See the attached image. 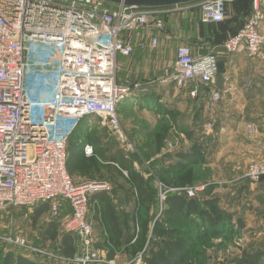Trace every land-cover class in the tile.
<instances>
[{"label": "built area", "instance_id": "built-area-1", "mask_svg": "<svg viewBox=\"0 0 264 264\" xmlns=\"http://www.w3.org/2000/svg\"><path fill=\"white\" fill-rule=\"evenodd\" d=\"M194 6L199 7L201 23H218L225 17V0L171 6L0 0V211L47 203L60 232L72 234L78 242L74 260L81 264L98 260L91 247L89 199L111 188L103 180H73L67 172L69 142L80 128L94 123L124 141L119 115L123 104L132 99L150 101L147 94L166 87L176 91L190 87L189 94L195 96L198 85H214L217 53L195 54L185 43L177 44L172 65L158 76L131 82L117 79L120 56L155 48L165 16ZM263 22L264 0H249L246 20L223 41V51L242 52L264 63ZM211 90L210 100L219 101L228 86ZM211 128L207 123L204 130L209 133ZM79 146L85 156L93 155L89 141L80 139ZM263 176L264 160H252L245 177L257 182ZM62 206L63 211L68 209L65 215ZM6 235L0 239L25 246L23 238ZM31 249L59 258L43 248Z\"/></svg>", "mask_w": 264, "mask_h": 264}, {"label": "rangeland", "instance_id": "rangeland-1", "mask_svg": "<svg viewBox=\"0 0 264 264\" xmlns=\"http://www.w3.org/2000/svg\"><path fill=\"white\" fill-rule=\"evenodd\" d=\"M231 12L232 9L227 4L225 19L229 18ZM198 13L199 7L194 6L175 12L174 16H165L164 28L157 36V46L147 50L152 58L156 57L154 63L139 62L137 66L131 67V60H129L131 58L125 61L118 58V79L131 82L149 80L158 76L168 67L169 58L178 43L196 44L195 46L202 51L200 36L202 34L216 35L215 33L227 23L221 25L222 27L219 25L201 26L196 19ZM213 39L219 41V36L216 35ZM263 71L262 69L261 72ZM251 82L250 79L247 80V86H250L248 83ZM199 87L198 85L197 88ZM202 88L205 90L198 89L195 96L189 94L190 87L185 89L188 92L187 98L191 100V105L192 100H195L197 94L201 92L202 95L207 96L205 105L208 108L220 110L224 107V103H220L223 98L219 101H211L210 93L213 90L207 86H202ZM186 101L189 102L188 99ZM130 102L135 103L132 100ZM132 103H126L119 108L121 127L126 138L124 141L116 133L110 132L108 128L94 123L92 127L80 128L69 142L67 172L75 181H106L111 188L113 204L123 225V246L110 259L107 257V253L112 247L103 241L105 233L102 224L92 218L94 207L93 204L91 207L89 201L88 221L92 227L91 247L98 255V260L86 264H146L144 258L149 249L161 244L165 238V230L169 227L163 221V211L166 194L172 192L182 193L188 198L195 197L200 200H198L199 204L204 196H216L218 203L234 214L233 220H239L243 225L239 228L236 223L232 227L226 224L215 232L197 217L196 220L200 225H192L188 221L173 225L172 228L179 230L180 234L174 235L172 238L190 242L193 245L187 255L189 261L193 264H237L240 258L246 257L245 254L257 253L260 257L254 264H264V211H257L259 208H264V193L259 196L257 193L249 194L248 185H241L240 181H229V151L223 147L225 145L223 139L219 140L217 137V140L214 141L215 138L210 137L215 131H219L223 135L227 134L226 126L222 124L224 131L220 127L215 130L216 124H220H218V118L209 113V109H206L203 115L202 113L198 114V110H196L195 118H192L191 121L189 117L185 118L184 112L187 111L182 109L185 106L177 108V106L172 107L173 104L165 103L157 111L148 106L135 107V105H131ZM136 103L140 105V101ZM199 106L200 104L197 108ZM247 107H250L251 110L257 107L264 109V102L253 101L248 103L245 109ZM193 110L191 108V111ZM229 110H233V107L229 106ZM205 112L206 114H204ZM246 112H242V116L237 118L242 124L243 135L250 142L260 143L262 140L260 128L255 122L249 120ZM178 116L185 118L182 122L184 125L179 126L176 123ZM207 123L212 124L209 133L204 130ZM95 138L99 140V147L107 149L109 152L120 151L131 160V171L142 175L146 187L153 196L149 206L137 204L136 187L130 181L126 170L119 168L115 163L103 160L95 153L96 151L91 156L82 154L79 140L83 139L93 143ZM197 145L202 147L203 161L201 163L190 164L180 172L164 171L162 174V170L178 160V152L188 151ZM263 145L264 140L260 144L261 151ZM258 160H264V157L253 161ZM249 163L243 170L244 178H246L245 173ZM236 171L239 176L242 174V171ZM259 181L249 182L258 183ZM198 188L202 189L198 190ZM188 191L192 194H189ZM34 210L35 208L17 207L0 211V235L7 236L6 234L11 233L12 239L20 237L25 243V246H21L0 239V248L38 260L40 264H81L74 260V256L79 252L78 242L76 241L77 252L74 256H63L58 241L45 240L43 237L44 225L52 217L48 208L37 218L36 222L31 219ZM60 229L58 226L59 233ZM141 240L144 241L139 246ZM31 248L46 249L59 258L38 255Z\"/></svg>", "mask_w": 264, "mask_h": 264}, {"label": "trees", "instance_id": "trees-1", "mask_svg": "<svg viewBox=\"0 0 264 264\" xmlns=\"http://www.w3.org/2000/svg\"><path fill=\"white\" fill-rule=\"evenodd\" d=\"M227 4L233 9L229 14L228 19H224L218 23H208L209 25H223L225 22L227 25H223L219 33L229 32V23H231L230 29L232 33H235L243 21L246 20L249 13V0H225V14L227 11ZM199 21V25H203ZM215 35V36H216ZM219 66V60H218ZM95 148L94 152L103 160L117 164L119 168L128 172L130 181L136 187L137 204L140 206H149L152 203V194L146 187V182L141 174L131 171V160L122 154L120 151L109 152L107 149L99 147V140L93 139V143L90 142ZM178 160L168 165L164 171L180 172L184 170L188 165L193 163H201L202 147L197 145L188 151H180L177 153ZM199 199L193 197L188 198L182 193H167L165 198V208L163 211V221L167 227L165 230V238L161 241V244H157L149 249L148 254L144 258L146 264H193L188 260V252L192 248V243L181 241L177 238H172L174 235H179V230L172 228L173 225L179 224L184 221H188L189 224H199L196 220L200 218L203 223H206L207 227L213 231H218L219 228L229 224L230 227L235 226L236 223L239 228L243 227L239 220H233L234 214L227 211L221 204L218 203L216 196H204L201 204ZM91 207L93 204L92 218L102 224L103 232L105 233L104 242L111 245V249L108 250L107 257L112 259L115 253L123 246V225L118 212L113 204L112 196L110 192H98L92 194L89 199ZM95 206L96 209H95ZM48 208V204H40L34 210L31 219L36 222L37 218ZM235 221V222H234ZM144 224H142V227ZM59 221L51 218L47 221L42 230L45 240L57 241L60 247V252L63 256L72 257L77 252V244L75 237L70 233H62L58 231ZM161 234V233H159ZM141 240L139 246L142 245ZM148 251V250H147ZM146 254V253H145ZM245 258H240L237 264H254L260 257L257 253L245 254ZM253 260V261H252ZM0 264H40V261L34 260L23 256L22 254H14L10 251H4L0 248Z\"/></svg>", "mask_w": 264, "mask_h": 264}, {"label": "crops", "instance_id": "crops-1", "mask_svg": "<svg viewBox=\"0 0 264 264\" xmlns=\"http://www.w3.org/2000/svg\"><path fill=\"white\" fill-rule=\"evenodd\" d=\"M228 1H231V0H228ZM168 16H174V14L167 15V17ZM196 19L199 22L198 15ZM203 25L205 26L209 24H203ZM230 26H231V23H229V32L219 33L217 35L219 36V41L218 40L216 41V39H213L215 38L214 34H209V35L202 34L200 36V39L202 41V44H201L202 51H200L198 47L195 46L196 44H193V45L190 44L191 46L189 45L193 53L195 54H204L211 50L217 53L218 60H219L218 78L216 82L214 83V85L212 87H209V89H217L218 86L221 87L222 85L227 84L228 90L223 93L224 98L220 102V103H224L223 108H221L220 110H217V109L213 110L211 107L208 108L205 105L207 101L206 99L207 96L202 95L201 92L197 94L198 96L196 97L195 100H192V105H191V100L187 98L188 92L186 90L176 91L173 87H166V88L159 89L156 92H151L150 94L146 95L147 98L151 100L146 101L141 98L139 100L140 101L139 104H142V103L145 104V105H142L144 107H147L146 104H148V107L153 110L159 109V107L163 106L165 103H168V105L173 104L172 107L177 106V108L179 106L180 108L185 106L184 108H182L185 111H187V112H184L185 118L187 119L189 117L190 120L192 118H195L194 116L197 113L196 110H198V114L202 113L203 115V112L206 109H209L210 111L209 113L217 117L218 124H220V125L216 124L215 130H218L219 127L222 130L223 129L222 124L226 126L227 134L225 133L223 135V133L219 131H215L213 133V136L210 135V137H213V139L215 138L214 141L217 140V137H219V140L223 139L222 141L225 142V145L223 147H226L227 150L229 151V176H230L229 181H232V182L240 181L241 185L242 184L244 186L248 185L249 194L257 193V195L259 196L260 194L264 193V178H262L258 183H250L246 178L243 177V170L246 168L249 161L264 157V154L261 151V147H260L262 140H264V109L257 107L254 110H251L249 109L250 107L249 108L247 107L246 108L247 110H246L245 106L248 103H251L253 101H257L259 103L262 101L264 102V71L261 72L262 69L264 70V63H261L258 60L249 59L242 52L235 53V54H227L223 51L222 43L232 33ZM262 30L264 31V22L262 25ZM176 46L172 52L171 57L169 58V61H168L169 63L167 64V66L172 65L175 59ZM148 49L146 50L136 49V51L130 57L127 58V57L120 56L119 58H121V61L123 60L125 61L126 59L131 58L129 59L131 60V67L137 66L139 62L141 63L146 62L150 64L154 63V61L156 60V57L152 58L151 55H149V52L147 51ZM249 79L253 83L250 86H247L246 81ZM118 81L124 82L119 79ZM198 89L200 91L205 90L202 87H199ZM187 99L189 101L188 103L186 101ZM139 101H136V102H139ZM130 103L132 102H128V104ZM199 104L200 106L197 108ZM123 105H126V103ZM131 105L134 106V104H131ZM136 106L138 105H135V107ZM189 106L190 108L188 109ZM229 106L233 107V110H229ZM191 108L194 110L191 111ZM235 108H238V109L236 110ZM242 112H246V114H248V118H250L249 120L255 122L260 128V132L262 134V136L260 137L262 139L260 143L250 142L244 137L243 132H242V127H241L242 124H240L239 120L237 119L242 116L241 115ZM204 114H206V112ZM185 118H183V116L182 117L178 116L176 119V123L179 126L184 125L182 124V122H183V119ZM222 131H224V129ZM235 169L238 171L239 170L242 171V174L240 172L241 175L239 176L238 172ZM259 199L261 200V197H259ZM261 204L263 203L261 202ZM62 211H63V206H62ZM257 211H264V208H259V210ZM63 213L64 215L68 213L67 207L64 208Z\"/></svg>", "mask_w": 264, "mask_h": 264}, {"label": "water", "instance_id": "water-1", "mask_svg": "<svg viewBox=\"0 0 264 264\" xmlns=\"http://www.w3.org/2000/svg\"><path fill=\"white\" fill-rule=\"evenodd\" d=\"M110 2L120 3L123 2L127 5L138 6H171L178 4L193 3L199 0H107Z\"/></svg>", "mask_w": 264, "mask_h": 264}, {"label": "bare ground", "instance_id": "bare-ground-1", "mask_svg": "<svg viewBox=\"0 0 264 264\" xmlns=\"http://www.w3.org/2000/svg\"><path fill=\"white\" fill-rule=\"evenodd\" d=\"M139 100H140V99H132V101H135V102H136V101H139Z\"/></svg>", "mask_w": 264, "mask_h": 264}]
</instances>
